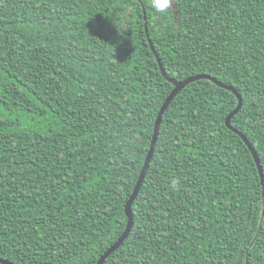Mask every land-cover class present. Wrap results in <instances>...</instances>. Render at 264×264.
Wrapping results in <instances>:
<instances>
[{"label": "trees", "instance_id": "16d2710c", "mask_svg": "<svg viewBox=\"0 0 264 264\" xmlns=\"http://www.w3.org/2000/svg\"><path fill=\"white\" fill-rule=\"evenodd\" d=\"M0 0V258L264 264V0ZM126 25V31L122 28ZM164 75L148 44L144 26ZM120 32L123 35H120ZM263 182V183H262Z\"/></svg>", "mask_w": 264, "mask_h": 264}, {"label": "water", "instance_id": "95a60500", "mask_svg": "<svg viewBox=\"0 0 264 264\" xmlns=\"http://www.w3.org/2000/svg\"><path fill=\"white\" fill-rule=\"evenodd\" d=\"M144 30H145V33H146L148 44H149V46L151 48V51H152L153 55L155 56V59H156L158 65H159V69H160L162 75H164V72H163L162 66L160 64L159 58H158L156 52L154 51V49L151 46V43H150V40H149V36H148V33H147L146 25L144 26ZM200 79L211 80L213 83H215L218 86L230 91L231 93H233L236 96V98L238 100V104H237L236 108L226 117L225 125H226V127L229 130H231L232 132L237 134L240 137V139L245 143V145L247 146L248 150L251 152V154L253 156V159H254L255 164L257 166L259 175H260V177L262 179L263 173H262V170H261V167H260V164H259V160L257 158V155H256L254 149L252 148L251 144L246 139V137L241 132H239V131L235 130L234 128H232L231 125H230L231 118L234 115H236L238 113V111L240 110V108H241V102H242L241 96L233 88H231L229 86H226V85H223V84L215 81L211 77L205 76V75L193 76V77L187 78V79H185L183 81H175V80H170L169 79L170 83L174 86V89L171 91L169 96L165 99V101L163 102V104H162V106H161V108H160V110L158 112V115H157L155 123H154L153 136H152V140H151V143H150V146H149V150H148L147 155L145 157L144 164H143V166L141 168V171H140L139 177L137 179L136 185L134 187V190H133L129 200L127 201V203L125 205L124 212H125V215L127 217V224H126L125 230L123 231L121 236L118 238V240L110 248H108L103 253V255L100 256V258L98 259L97 264H103L104 261L106 260V258L109 257V255L111 253H113L116 249H118L121 246V244L127 238V236L129 235V233H130V231L132 229V226H133V215H132L131 206H132L133 201L135 200V198L137 197V195L139 193V189H140V187L142 185V182H143L144 177L146 175L147 169L149 167V164H150L153 152H154V147H155V144H156V140H157V137H158V134H159V126L161 124V119H162L163 113L168 108L169 104L172 102V100L175 98V96L180 91H182L187 84H189L191 82H194V81H198ZM0 264H12V263L0 258Z\"/></svg>", "mask_w": 264, "mask_h": 264}, {"label": "clouds", "instance_id": "9594fccd", "mask_svg": "<svg viewBox=\"0 0 264 264\" xmlns=\"http://www.w3.org/2000/svg\"><path fill=\"white\" fill-rule=\"evenodd\" d=\"M147 4L154 16L170 17L174 14L173 5H176V0H147ZM126 27V25H122V28L125 29L123 33L126 31Z\"/></svg>", "mask_w": 264, "mask_h": 264}]
</instances>
